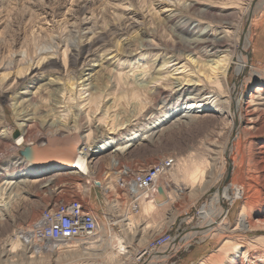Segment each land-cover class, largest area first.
<instances>
[{"label":"rangeland","instance_id":"1","mask_svg":"<svg viewBox=\"0 0 264 264\" xmlns=\"http://www.w3.org/2000/svg\"><path fill=\"white\" fill-rule=\"evenodd\" d=\"M105 1L0 0V65L5 66L0 69V190L6 193L3 194V197L7 198L5 201H12L11 205L8 203L9 207H0V264H29V260L30 264H66L67 260L63 258L66 255L60 254H65L68 249L64 250V253L53 251L46 254L47 256L34 252L44 260H36L35 263L33 259H28V254H25L27 252L22 249L21 244L15 251H8L10 243L16 240L13 233L37 219L42 210L57 198L67 200L83 196L91 200L96 210L112 209L111 204L115 202L117 207L122 206V209L125 199L116 194L112 157H115L119 164L133 169L153 164L164 157H173L176 167L173 165L174 169L161 177L157 183V192L153 193L154 196L155 193L157 197L161 196L157 202L165 201V205L155 204L154 209L146 215L141 211L130 215L136 225L134 231L127 233L123 227L121 233L117 234L124 240L126 250L137 254L136 258L118 255L116 251H111L112 243L106 241L103 247L106 246L107 256L101 258L100 255H77L69 259L72 262L70 264L82 263L90 258L97 259L101 264H146L150 253L147 247L152 239L163 235L161 238L167 235L179 236L190 230L197 233L188 243L171 254L166 253V258H160L154 264H198L212 255L216 258L225 256L226 250H218L223 235L208 231L203 233L205 230L198 227L202 222L199 211L202 204L218 193L217 188L222 178L217 177L223 159L232 158L234 162L231 164V177L226 188L221 191L230 205L226 218L233 223L241 207L240 189L235 190V181L240 183L247 178V172H252V164L247 159V152L244 151L246 157L241 160L236 150H229L226 143L232 135L230 130L233 125L229 119L228 122L219 121L215 112L214 116L196 118L191 116L199 114L183 112L161 126L152 128V137L138 141L125 151L115 152L112 147L94 154L91 157L98 164L92 168L89 175L74 171L60 173L55 176L51 191H40L37 188L41 186L40 182L34 183L30 190L22 191L19 186L18 190L15 187L14 181L24 179L11 177L21 164L28 162L20 155L26 145H40L52 137L70 138L75 134L79 136L80 141H88V146L91 147L103 142L110 135H124L142 127L145 122L149 123L161 114L165 108L177 102H185L189 96L199 97L206 94L201 89L203 84L195 83L199 67L193 61L195 56L189 57L187 49L182 48L181 44L176 43V47L171 48L172 40H176L178 36L193 38L195 32H199L206 25L213 27L227 20L232 26L229 42L236 43L239 50L240 40L244 35L243 29L250 13L245 32H248L250 39L247 46L248 60L254 70L260 72V76L264 78L263 6L254 10V5H251V9L248 7L249 0H108V5L111 6L104 9ZM201 2L216 7L207 9ZM190 3H195L197 9L190 7ZM168 4L171 6L168 7ZM167 9L170 11H165ZM173 14L175 15L170 18ZM88 21L97 23L94 35L86 31ZM174 25L185 26L184 32L179 33ZM93 36L97 38L92 43ZM146 40H153L156 45L145 49ZM66 45L69 50L65 57L60 53L62 49L53 54L52 50L57 49V46L63 48ZM20 52L21 56H17ZM44 54L46 57L39 59ZM164 60L169 62L162 66ZM182 64L188 66L180 67ZM17 70H22V75H19ZM101 70L102 79L95 82L96 88H93L90 80H84L91 75L95 77V73ZM143 70L145 77L141 73ZM159 74L169 75L174 85L169 86L167 82H164V85L162 81L152 83V78L158 77ZM185 78L191 79V84L194 85L182 84L180 87L188 90L179 95L175 85ZM235 79L232 64L227 73L228 84L233 85ZM69 82L73 85L68 86ZM247 82L241 87L246 90V94L249 92V85L254 87L256 80ZM49 83L55 88V95L50 97L47 91L36 90L40 86H48ZM134 83L147 87L136 88ZM155 86L161 87L163 92L152 93ZM137 90L139 94L133 97V92ZM33 92L35 94L30 101L18 105L23 97L26 99L27 94ZM212 94H209L211 100L215 97ZM211 104L215 107L217 105L214 101ZM25 111L30 113L33 119L25 142L15 146L10 137L22 120L27 118L22 113ZM52 122L57 123L56 126L51 125ZM111 123L116 128L114 132L109 128ZM109 132L113 134L108 135ZM87 133H90L89 139L85 137ZM83 151H86V148ZM196 163H203V171L199 172L200 177L194 183H189L188 173L192 172ZM225 172L226 166L222 175ZM45 175L47 174L34 178ZM93 180L101 181L104 187L110 189V193H104V190L101 193L99 188L91 186ZM160 183L163 185L160 186L161 191L158 189ZM182 183L189 184L190 187L180 192L177 187ZM89 188L93 189L90 191ZM7 193H11V197ZM119 197L121 199L116 200ZM253 200L255 201V198ZM86 201L89 202L88 199ZM262 207L260 203H253L246 210L252 217ZM250 234L251 237L256 235ZM226 248L231 252L230 246ZM145 250L147 253H144ZM114 254H117V257ZM12 255L15 257L9 258ZM216 260L214 259L213 263Z\"/></svg>","mask_w":264,"mask_h":264},{"label":"bare ground","instance_id":"2","mask_svg":"<svg viewBox=\"0 0 264 264\" xmlns=\"http://www.w3.org/2000/svg\"><path fill=\"white\" fill-rule=\"evenodd\" d=\"M195 3H197V1H195ZM195 3H190V7H192L194 10L197 9V6L194 5ZM201 3H203L205 8L207 9L216 7L213 5H208L205 2H201ZM103 5H104L103 6L104 9H106L107 6H111L108 5V0H106L103 3ZM251 5H254L253 7L254 10L256 7L258 8L259 6L264 7V0H257V1L249 0L248 7H250ZM167 6L169 7L171 5L168 4ZM165 11H170V9H167ZM203 11L206 10H202V12ZM174 15L175 14L171 15L170 18H172ZM226 21L227 20L223 22H219L213 25V27L206 25V27L201 29L199 32H195L193 38H185L182 36H178L176 37V40L175 39L172 40L171 48H175L176 43H178L181 44V46H183L182 48L187 49L188 54H190L189 57L191 55L195 56V58L193 57L195 59L193 61L197 64V67L199 65L197 69L198 78L197 80H195L196 81L195 83H201V85L203 84L202 88L201 86L200 88L202 89L203 93L205 92L206 94L200 95L199 97H193V96L190 97L188 95L189 97L186 98L187 101L177 102L176 104L169 106L167 109L165 108V110L161 114L157 115L151 122L149 123L145 122L142 127L131 130L125 133L124 135L118 134V136H113V135L111 136L110 134H113V132L116 131L115 126L113 125V123H111V126L109 128L112 129L113 132H109L108 135L110 136L104 139L103 142H100L99 144H95L91 147L88 146L87 143L88 141L87 142L80 141L79 136L75 134L71 135L70 138H68L67 136L65 137L62 136L61 138H59L60 137L59 136L58 138L52 137L47 139L45 142L40 144V146L44 144L47 145V152L49 153L48 157L42 161H39L38 163L26 162L25 164H21L18 170H16L12 174L11 177L12 179L24 178L22 180L14 181V183H16L15 187L17 188V190H18L17 186H19V189H21L22 191L30 190V188L35 185L34 183L40 182L41 186H37V188L40 191L41 190L51 191L52 186H54L55 184V176L59 175L60 173L75 172L82 175H89L91 173L92 168L93 167L95 168L96 164H98V162L96 160L93 161L94 158L91 157L94 154L102 153L103 151L112 147L114 148L113 151L115 152L125 151L127 148L133 146L138 141L152 137L154 133L153 131H151L152 128L161 126L163 123L170 120V118L172 119L183 112L199 114V115L193 114V116H191L195 118L196 116L198 117L214 116L213 112H215L218 114L217 116L219 121L228 122L229 119L230 120L229 122L232 123L233 126L231 125L232 127L230 130V132L232 131V135L230 136V140L226 144L229 150L230 149L236 150V153L237 155L240 156L241 160H243L244 157H246L245 152H247V159L248 161H251L252 164V172L251 173L247 172V178H245L240 183L235 181V190H238V188L240 189L239 197L241 199V207L233 223L232 221H230L229 219L227 220L226 218L228 216V208L230 205L228 204L229 202H227L224 195H222L224 194L222 193L223 190L219 193V195L218 193H216L215 196H212L209 199V201L201 205L199 213L201 215L202 222L198 227L200 229L202 228L203 230H205L203 233L207 231L208 233H214V234L221 233V235L223 236L222 239L220 240L219 243L220 246L218 250L219 251L226 250V252H224L225 256L223 257L217 256L216 258L215 256L212 255V257L208 258V260H202L198 264H218L217 261H220L219 264H264V258H263L264 257V78L261 77L260 72L258 73L256 70H254L252 65H250L249 63L248 55H247V46L249 44L250 39L248 32L244 33L243 37L240 40V44H241V46L239 47L240 49L237 50L236 43L231 44L229 42V36L232 33L231 31L232 26L231 23ZM197 22H200V20H197ZM96 25L97 23L95 21L93 22L88 21L86 27L87 33L94 35ZM173 27L177 31H179V33H183L185 30L184 29L185 26L174 25ZM96 38L97 37L93 36L91 42L93 43ZM145 42H146L145 46H147L144 47L145 49L151 48L152 47L151 45H156V43H154L153 40H146ZM141 45L144 46L142 44V41H141ZM60 49H62L60 53H62V56L65 57L69 50L67 45L64 46L63 48L61 46L60 47L57 46V49L55 48L54 50H52L54 51L53 54H57ZM16 55L21 56V52ZM45 57L46 55L44 54V56L40 57L39 59H44ZM234 57L236 58L234 59ZM169 58L170 57H168V59ZM208 58H212V59L208 60ZM70 61L72 63L73 60L70 58ZM168 62H169L168 60H164L162 66L167 65ZM186 62L189 63V61ZM232 64H234L236 79L233 85H229L227 81V73ZM2 66L0 65V69H2ZM187 66L188 65L182 64L180 67H187ZM4 67L5 66H3V68ZM22 70H17L19 75H22ZM144 72L145 71L143 70L141 73L144 75ZM101 73L102 70L101 72H96L95 77L91 75L90 77L84 80H90L93 88L94 87L96 88V86L94 85L96 81L102 79ZM168 76L169 75L166 76L163 74H159L158 77L152 78V83L162 81V84H164V82H167V85L169 86L174 85V81L171 82ZM252 80H256L255 82L256 84L254 85V87L249 85L248 88L249 92L246 94L245 92L246 90L245 91L242 90L241 87H243L245 81L249 82ZM191 81H192L191 79L185 78L177 82L175 87H177L176 90H179V95H183L184 92L188 90V88L184 89L183 86L182 87L180 86L182 84L189 85L191 84ZM72 85H73L72 82L68 83V86H72ZM134 85H136V88H140V89L147 87L146 85L141 83H139L138 85L134 83ZM39 89L41 91H47L50 97L51 95L56 94V91L54 90L55 88L52 87L51 83H49L48 86H44V85L40 86L36 90ZM201 89H199V91ZM153 90L154 91H152V93L159 94L160 92H163L161 91L162 90L161 87L155 86ZM35 92L31 94L30 93L27 94L26 99L23 97V99H21L18 102V105H22L30 101L32 99V96L34 97ZM211 93H213L212 95L215 96L214 97L215 100L214 99L211 100V95H209ZM137 94H139L138 90L137 92H133L132 96L135 97L137 96ZM93 99H94L93 101H95V97ZM212 101L217 103L218 106L216 105L215 107V105L211 104ZM23 108H25V106ZM25 112L22 113L23 116L27 118L26 119L22 118L23 119L22 122L20 123V125L17 126V129L15 130V132H18V135L16 137H12V135L14 134L12 132V135L10 137L15 146H20L25 142L26 140L25 137L27 136L26 134L29 131L31 125L30 122L33 119V117L30 116V113L27 112L25 113ZM18 114H20L19 111ZM104 122L106 123L107 121L104 120ZM56 124L57 123H53V122L51 123V125L53 126H56ZM127 125L129 124H125V126ZM59 126H63V125H59ZM59 129L60 128H58V130ZM89 135L90 133H87L85 137L89 139ZM84 148H86V151H83ZM167 159H172L173 162L171 163V166L164 171V173L159 175L157 179V183L161 179V177L165 176L167 173L169 174L174 169V167H176V160L174 164L173 157H164L153 164L143 166L145 170H148L154 164H157L158 162ZM115 161L116 158L112 157L111 163L113 165L117 163L119 164L118 161L116 162ZM230 162L231 164H233L234 161L232 162V158H230ZM202 164L196 163L193 167L192 172L190 171L191 173L190 172L188 173L189 183H194L195 180L198 177H200L199 172L203 171L204 168V165ZM226 165H227V159L225 160L224 158L223 162L221 163V170L217 178L219 179L223 178L224 176L222 175L223 169ZM43 174H47V175L41 178H34L38 175H43ZM25 177L26 178L30 177L31 179H25ZM91 186L99 187V188L101 186L102 187L101 189L105 191L104 193L107 192L110 193V189L104 187L101 181L93 180ZM160 186L162 187L163 185L160 183L158 189H160ZM226 186L223 188H226ZM188 187H190L189 184L182 183L178 185L177 190L183 192ZM153 193L154 191L150 195H148L146 199L140 201L141 208L139 209V211L143 212L144 215L148 214L151 210H153L155 204H159V206L165 205V201L158 203L157 201H159V198L161 196L157 197L156 193L154 196ZM3 194L6 193H3V191L0 190V207H4V206L9 207L8 203H10L11 205L12 201L10 202L5 201L4 199L6 197H3ZM10 194L7 193L9 197H11ZM153 196H154V201L152 198ZM17 197H19V194ZM254 198L255 201L253 200ZM253 203L256 204L260 203L261 206L263 207L260 208L258 211H256L255 215L251 217L250 214H248L247 210L249 205H252ZM49 205L47 207H49ZM90 206L93 210H95V208L92 207L91 204ZM135 226L136 225L134 224L132 218L129 216V223L126 226L125 232L127 233L133 232ZM19 229L20 228H18L16 232L13 233L17 241L15 240L16 242L14 241L10 243L11 246L10 249H8V251L13 252L19 247L18 246L20 244L18 238L19 234H17L20 231ZM196 233L197 231L190 230L179 236L177 235L172 236L169 238V242L171 240L173 241L171 243H165V245H163L162 248L159 249L160 251L158 252L168 253L172 251L171 253H173L177 251L182 245L188 243ZM250 233H256V235L251 237ZM119 236H117L116 234L111 240H108L109 243L111 242L112 246H114L117 249V254L121 252L122 255H124L126 258L128 257H131L132 259L136 258L137 254L133 253L134 254L133 255L131 251L126 250V246L123 245L124 240ZM86 243L89 242L84 241L77 244H73L72 246H75L76 248H70V250L71 251L74 250L73 251L74 253L69 252L67 250L65 254H60L62 256L66 255L65 257H63L67 260L65 261L66 264L72 263L71 260L69 259L71 258L73 259V257L74 256L76 257L77 255H85L90 257H96L97 255H100L101 258H103V256L108 255V253H106V246L105 248L102 247V249L104 248L102 252L93 253L92 251L88 250L90 248H87V246L84 245ZM105 243L106 242L104 241V244ZM228 246L231 247L230 248L231 252L227 251L226 247ZM66 247H67L66 245L61 246V248H64V250H66ZM22 249H24L25 252H28L25 254H28L27 256L29 257L28 259L30 258L33 259L34 263L36 260L44 261L42 260L41 256L37 257V255L34 254V252L31 253V250L28 251L27 248H22ZM153 249L154 248H151L150 252H152ZM64 250L60 249L57 252ZM75 251L77 253H75ZM116 255L114 254V256ZM167 256L168 255L165 254H153L148 258L149 260L146 264H154L156 260L160 258L164 259ZM12 257L15 256L12 255L9 258ZM214 259L217 260L213 263ZM118 261L116 262L118 263ZM28 262L31 263L30 260ZM120 264L122 263L120 262ZM143 264H145V262Z\"/></svg>","mask_w":264,"mask_h":264},{"label":"built area","instance_id":"3","mask_svg":"<svg viewBox=\"0 0 264 264\" xmlns=\"http://www.w3.org/2000/svg\"><path fill=\"white\" fill-rule=\"evenodd\" d=\"M172 162V159L163 160L154 164L148 170H145L144 167L131 169L127 165L118 163L112 165L116 194L117 196H123L125 199L122 209V206L118 208L115 202L111 204L112 209L93 210L90 206V204L93 205L91 200L83 196L82 198L67 200L57 198L49 207L42 210L37 219L19 229L20 231L17 233L19 234V243L28 251L31 250V253L35 252L47 256L50 252L56 251L57 253L60 249L64 250V248H61L63 245L67 246L66 249L69 252H73L74 250H70V248H76L72 246L73 244L88 241L89 243L84 244L87 248H90L88 250L100 253L104 241L106 242L116 234H120L123 227L126 228L129 223V216L139 211L140 201L156 191L159 175L164 173ZM93 188L88 190L91 191ZM101 188L100 186L99 189L103 193ZM86 199L89 202H86ZM118 199H121V197L116 198V200ZM170 236L152 239L147 250L152 247L154 249L147 257L160 251L159 247H162L165 243H171L173 240L169 242ZM112 250L117 253L114 246H112ZM147 250L144 253H147ZM171 252H168V254ZM60 253L64 252L61 251ZM118 254L122 255L121 252ZM77 264L101 263L97 259L91 260L90 258L88 261L78 262Z\"/></svg>","mask_w":264,"mask_h":264},{"label":"water","instance_id":"4","mask_svg":"<svg viewBox=\"0 0 264 264\" xmlns=\"http://www.w3.org/2000/svg\"><path fill=\"white\" fill-rule=\"evenodd\" d=\"M249 20H250V13L248 15L246 24L244 26L243 34L247 30ZM17 135H18V132H14L12 137H16ZM20 155L24 158V160H26L28 162L38 163L39 161H42L45 158H47L49 153L47 152V145H45V144L42 146H40V145H26L20 151ZM231 170H232V165H231L230 159L227 158L226 172H225L220 184L218 185V188H217L218 193L222 190L223 187H225L229 183V180L231 177ZM159 191H161V190L159 189ZM196 230H199V229L196 228ZM153 254H166V253L155 252ZM153 254H151V255H153Z\"/></svg>","mask_w":264,"mask_h":264}]
</instances>
